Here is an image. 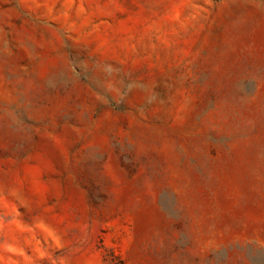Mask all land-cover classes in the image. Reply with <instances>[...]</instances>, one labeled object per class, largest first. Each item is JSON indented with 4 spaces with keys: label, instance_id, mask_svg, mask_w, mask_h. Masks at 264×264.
<instances>
[{
    "label": "rangeland",
    "instance_id": "rangeland-1",
    "mask_svg": "<svg viewBox=\"0 0 264 264\" xmlns=\"http://www.w3.org/2000/svg\"><path fill=\"white\" fill-rule=\"evenodd\" d=\"M0 264H264V0H0Z\"/></svg>",
    "mask_w": 264,
    "mask_h": 264
}]
</instances>
